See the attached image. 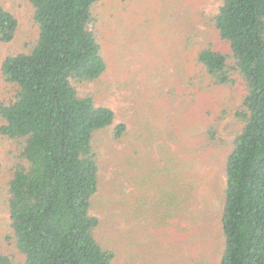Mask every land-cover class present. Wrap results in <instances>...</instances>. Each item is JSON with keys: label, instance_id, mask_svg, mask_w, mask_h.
Here are the masks:
<instances>
[{"label": "trees", "instance_id": "1", "mask_svg": "<svg viewBox=\"0 0 264 264\" xmlns=\"http://www.w3.org/2000/svg\"><path fill=\"white\" fill-rule=\"evenodd\" d=\"M101 1L27 0L35 38L0 61V74L14 89L0 102V134L17 144L5 184L15 254L0 250V264H112L123 245L97 239L104 218L92 206L101 190L98 135L110 131L109 141L122 144L129 128L116 122L111 107L77 90L106 71L97 29ZM212 23L226 49L198 50L200 71L217 86L233 85L238 75L243 87L235 112L242 126L224 161L217 264H264V0H222ZM17 28V17L0 2V42H10ZM188 90L181 95L191 103L195 93ZM204 113L208 147L222 142L216 124L223 113ZM185 118L190 121L182 123ZM174 124L173 146L184 136L195 155L203 121L188 114ZM198 254L193 263H210Z\"/></svg>", "mask_w": 264, "mask_h": 264}, {"label": "rangeland", "instance_id": "2", "mask_svg": "<svg viewBox=\"0 0 264 264\" xmlns=\"http://www.w3.org/2000/svg\"><path fill=\"white\" fill-rule=\"evenodd\" d=\"M0 2L18 19L15 37L0 42L1 61L30 46L36 25L27 0ZM221 2L102 0L97 9L107 67L101 78L77 90L96 104L111 107L116 122L129 128L122 147L109 141L110 131L98 135L99 146L104 145L99 160L101 190L94 196L92 211L104 218L97 239L111 247L123 244L117 246L112 264H195L193 258L200 252L208 264H217L224 161L242 126L235 112L243 87L238 75L233 85L212 84L201 73L196 54L209 44L226 49L212 23ZM188 88L195 93L191 103L185 102L189 96L181 95ZM13 93L0 74V102ZM177 99L185 104L178 106ZM205 109L215 110V118L223 113L216 124L222 142L208 147L202 136L210 123L205 121ZM188 114L205 124L201 134L195 132L192 156L184 136L177 140L178 147L173 146L174 122ZM186 125L184 129L190 130ZM16 148L14 141L0 134V250L8 254L15 250L7 239L5 184Z\"/></svg>", "mask_w": 264, "mask_h": 264}]
</instances>
